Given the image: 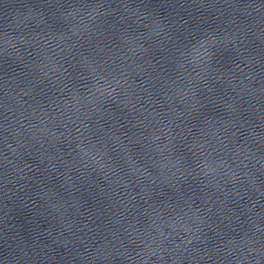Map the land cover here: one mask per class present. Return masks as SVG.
Returning a JSON list of instances; mask_svg holds the SVG:
<instances>
[{"label":"water","instance_id":"water-1","mask_svg":"<svg viewBox=\"0 0 264 264\" xmlns=\"http://www.w3.org/2000/svg\"><path fill=\"white\" fill-rule=\"evenodd\" d=\"M0 264H264V0H0Z\"/></svg>","mask_w":264,"mask_h":264}]
</instances>
